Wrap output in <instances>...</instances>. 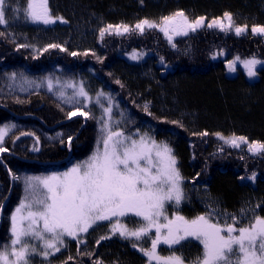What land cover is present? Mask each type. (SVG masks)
Wrapping results in <instances>:
<instances>
[{
  "label": "trees",
  "instance_id": "16d2710c",
  "mask_svg": "<svg viewBox=\"0 0 264 264\" xmlns=\"http://www.w3.org/2000/svg\"><path fill=\"white\" fill-rule=\"evenodd\" d=\"M54 3L57 10L51 14L63 20L45 25L27 18L28 0H7L8 23L0 24V126H15L3 141L8 151L0 153V250L11 242V216L27 176L61 172L88 157L101 141L96 114L69 118L73 105L31 84L36 77L57 74L71 76L90 93L113 95L118 113H123V128L132 120L133 126L172 148L184 178L185 203L177 208L181 216L206 214L207 202L215 201L220 212L250 205L256 216L264 217V151L254 153L247 144L264 143V67L251 81L241 68L228 75L224 60L213 56L225 50L228 57L264 59V35L210 28L209 17L174 42L160 27L135 30L145 19L154 22L180 10L207 14L211 8L218 15L240 12L264 24V0H49L50 9ZM81 18L87 24L96 19L88 33L90 44L76 46L71 38L80 36L75 30ZM108 25H128L130 31L101 37ZM33 28L38 39L28 34ZM37 28L49 34L70 31L71 38L44 42ZM50 44L59 47L48 48ZM134 54L139 58L133 59ZM239 137L246 140H238V147L226 142ZM253 174L255 180L249 179ZM196 197L207 204L195 203ZM195 242L185 244L197 246ZM147 244L146 238L93 230L57 255L31 264H147L140 251Z\"/></svg>",
  "mask_w": 264,
  "mask_h": 264
},
{
  "label": "snow or ice",
  "instance_id": "6c2138e0",
  "mask_svg": "<svg viewBox=\"0 0 264 264\" xmlns=\"http://www.w3.org/2000/svg\"><path fill=\"white\" fill-rule=\"evenodd\" d=\"M6 3L7 0H0V24L8 23ZM24 11L27 18L45 25L63 20V17H54L51 14L49 0H28ZM224 18L227 19V24L221 19H214L207 27L231 29L232 14L226 12ZM204 19L199 17L190 22L181 11L173 16L163 17L162 25L147 19L142 20L135 25V30L143 32L146 27H161L166 35L170 28L174 34L187 35L189 30L195 31L202 27ZM112 31L122 34L129 32L130 28L128 25H108L101 29L100 35L103 37L106 32ZM245 31L247 25L235 27L237 35ZM252 32L264 34V26H254ZM56 47L59 45H48V48ZM132 58L139 57L134 54ZM258 63L261 62L256 59L244 61L250 77L256 75L254 69ZM233 65L234 62L229 61V67L232 68ZM11 75L15 77L16 74ZM51 86L49 82V87ZM76 95L87 98L88 94L81 85ZM101 95L104 94H97V100ZM105 112L110 120L111 108H106ZM77 115L87 116L88 113L77 110L68 114L69 118ZM101 121L106 135L98 141L97 150L91 157L62 173H52L43 178H26L28 195L11 216L13 238L9 245L2 246L3 250H0V264H31L35 255L47 258L67 246L66 237L79 240L81 233H88L98 222L110 221L113 217H123L129 213L142 217L145 225L128 229L117 220L112 225L111 232L124 238L135 237L141 240L150 237L154 228L155 239L151 240L150 250L140 249L150 261H159L160 264H185L184 259L175 254L169 257L158 256L157 246L161 243L170 247L179 246L187 239L194 238L201 243L203 252L190 264H264V217L255 216L249 226L237 227L239 218L230 216L231 223L225 221L221 224L219 218L213 216L215 210L210 208L208 213L190 220L181 215L168 219L165 215V204L173 202L179 205L185 198L182 187L184 178L176 166L177 159L172 148L166 142H157L148 133L136 139L133 138L135 133L125 135L123 131H113L103 116ZM10 127L15 126L5 125L0 128V153L8 151L3 147V141ZM238 140L244 142L246 138H231L226 139V142L238 147ZM248 148L254 153L261 152L264 151V143H251ZM249 179L255 180V174ZM247 211L249 210L241 209L242 217ZM161 217L166 223L159 222ZM213 219L215 222H212ZM28 238L40 241L43 246L38 248L30 245ZM135 246L134 244L133 247ZM71 259L73 258L69 257Z\"/></svg>",
  "mask_w": 264,
  "mask_h": 264
},
{
  "label": "rangeland",
  "instance_id": "374dc122",
  "mask_svg": "<svg viewBox=\"0 0 264 264\" xmlns=\"http://www.w3.org/2000/svg\"><path fill=\"white\" fill-rule=\"evenodd\" d=\"M144 1H148V0H144ZM155 1L159 2L160 0H155ZM263 6H264V4H263ZM51 8L52 9H50V6H49V9L52 12L57 10L56 4L54 3V7H51ZM211 9L213 11H209V13H207V14H198V13H196L197 11L195 12V11H192V10H180V11H177V12H181V11L184 12L185 15L188 17V20L190 22L195 20L196 18H199V17H204L205 18L204 22H205V20L209 17V23H211L214 19H221L223 21V23H225V24L228 23L227 19L224 18V13H226V12L231 13V11H229V10L228 11L227 10L226 11H222V13H220V15H218L217 14V13H219L218 10H214L213 8H211ZM173 14L174 13L166 15V16L167 17L173 16ZM195 14L196 15L198 14L197 17H196ZM231 14H232V18H233V27L231 29H228V31L231 30V31L235 32V27L236 26L243 27V26L247 25V31H249V30L252 31V28L254 26H264V24L260 23L258 21V19H256V18L254 19L251 16H248V15L244 16L240 12H237L236 14H234V13H231ZM95 19L96 18H90L89 19V24H87L85 22V20H83L81 18L79 28L77 30H75L78 33H80V36L78 38H75V37L71 38L70 31H65L64 34L63 33H53V34L51 33V34H49V33H45V31H42V28H37L38 31L41 32L40 33L41 36L38 35V37H40V39H44L43 40L44 42H50V41L54 40V39H52L53 37L58 38L59 40L62 39V37H65V38H71L73 44L76 45V46H82L85 41L89 45L90 42L87 41V40H89L88 33H92L93 32L91 24H92L93 20H95ZM177 21H179V18H177ZM154 22L157 23V24H161L162 25V19L161 20L160 19H158V20L155 19ZM71 26H72V23H71ZM74 28H76V27H74ZM34 30H36V29H34V28L31 29V31L28 33L29 36H33V37L36 36L35 33H34L35 32ZM83 30L85 31L84 34H82ZM247 31H245V32H247ZM189 32H191V30H189L187 32V34ZM18 33L19 34L20 33L21 34H25L24 32H21L19 30H18ZM164 34H165V32H164ZM169 36H171V39H169ZM178 36H185V35L174 34V32L171 30V28H170L168 34L166 35L167 39L170 42H174V39H176ZM36 38L37 37H35V39ZM63 43H65V42H63ZM213 56H214L215 60H224V64H225L224 66L226 67V72H227L228 75L234 76V75L238 74L239 71H240V68H241V70H243L245 72V75L247 76V78L249 80H251V81H255V80L258 79V75H259L258 70L260 68L264 67V59H260L258 57H245V58H239L238 57L239 59H237V56L228 57L227 56V52L225 50H220V51L216 52V54L213 55ZM251 59H256L257 61H260L261 63H258V64L255 65V69L254 70L256 72V75L250 77L248 75V69L245 67L244 61L251 60ZM229 61H233L234 62V65H233L232 68L229 67ZM14 78L16 80V84L19 85V82L17 81L19 78L17 76H15ZM49 82H51V85H52L51 87H49ZM31 84L35 85V89L36 90H43V92L46 91V90H50V92H52L54 95H56L63 102H68L71 105H73L76 108L75 111L79 110L81 112H86V113H88V116H91L92 115L91 113L96 114V116L98 118V122H99L97 124H99L98 132H100V134H101V140H102V137L104 135H106V132H104V130L102 129V121H101V117L102 116L104 117V121H107V122L110 123L111 128H112L113 131H123L125 135H132V134L135 133L136 135L133 138H136V139H138L140 135H143L144 133H148V132H143L141 129L133 126V121L132 120H129L128 122H126V127L123 128V124H121V122H122L121 117H122L123 113H122V115L120 113H118V111H119L118 102L116 103L114 101V96L111 95V94H108L106 91H103V90H98V91H96V93H90V91L82 83H79L78 81H76L71 76L64 77V76H61V75L57 74V75H55L53 77H48V78H46L44 76L36 77V78H34L31 81ZM81 85L83 86L84 91L88 94L87 98L76 95V93L78 92V90H79ZM98 93H103L104 94V95H101L99 97V100H97V94ZM109 97H110V99H109ZM106 108H111V110H112L111 119L110 120H109L108 113L105 112ZM160 109L166 110L167 112H172V110H169V109H165V108H160ZM75 111H73V112H75ZM88 116H83V117L87 118ZM2 128H3V126H2ZM256 142H259V141L248 142L247 144L249 145L251 143H256ZM259 143H262V142H259ZM100 147L102 148V144L100 145ZM96 150H97V148H96ZM92 155H90L89 157H91ZM87 159H84V160H82L80 162H83V161H85ZM80 162H78V163H80ZM71 167L72 166H70V168ZM51 174L52 173L33 174V175H30L29 177H41V178H43V177L50 176ZM33 183H35V182H33ZM182 187H183V183H182ZM26 188H28V184L27 183H26ZM29 191H30V189H29ZM41 191H42V189H41ZM26 195H28V192H26V190H25L24 194L22 195V197H21V199L19 201L24 200ZM194 201H195V203L198 202L201 205L208 203L206 205L207 209H206L205 213H208L210 208L214 209L215 211L213 212V216L219 218L221 224H223L225 221H227L228 223H231L232 221H231L230 216H236L237 218L240 219V222L237 225H239V227H241V226L247 227L253 222V219L256 216L255 215V210H253L250 205H246V206H244L242 208V209H245V210H249V211H247V214L242 217L241 210H239L237 212H226V211L220 212L219 209H221V208L215 201H213L212 203H210L211 201L210 202L206 201L207 203H205V202L202 203L201 200L198 197H196ZM183 203H185V198L181 201V203L179 205H176L173 202H167L165 204V215H167L168 219H173L176 215H178V214H176V211L175 212L173 210L169 211L170 210L169 208L170 207H174V206L175 207L179 206V208H180ZM33 210H35V208ZM13 213H14V211H13ZM186 219H189V218H186ZM117 220L119 221V223L121 225L126 226L128 229H136L138 227L144 226L145 223H146L143 220L142 217L136 216L133 213H129L126 216H123V217H113L110 221H100V222H98L96 224L97 225V229H92L91 228V230L89 229V232L94 230V231H101V233H102V232H106L108 229H110V231H111L112 225L115 224L117 222ZM159 222L161 224L166 223V221L164 220L163 217L160 218ZM212 222H215V219H213ZM98 224H103L104 226L100 227ZM96 225H94L93 227H95ZM155 231L156 230L153 228L151 236L146 238V239H148V244L146 246L147 247L146 250H150V248H151V240L155 239ZM88 233H81L80 236L81 235L85 236ZM12 238H13V236H12ZM12 238H11V240H12ZM79 239H80V237H79ZM75 240H77V239H75ZM187 240H194V238H189ZM187 240L182 242L181 245H179V246H181L182 248L187 250L188 254L187 253L180 254L175 249L176 246H171L170 247L169 245L161 243V244H159L157 246V249H156L157 255L160 256V257H169V256L175 254V255L181 256L184 259L185 264H190L191 261H194V260H196L197 257L201 256L203 250L199 251V247H197L198 244L201 245V243L199 241L195 240L198 243H196L194 241L195 244L197 245V246H194V245H189V244L186 245L185 242H187ZM72 241H74V238H71V237H66L65 238V244L67 246L70 243H72ZM27 242L30 245H36L38 248H41L43 246L40 241H37L35 239L28 238ZM65 248L66 247H62L61 251L63 249H65ZM196 251H197V253H196ZM59 252H56V253L50 255L47 258H45L43 256H40V255H35L32 258L31 262H33V261H41L43 259H48L51 256L57 255ZM193 253H195V254H193ZM145 257L147 258V261H148L147 264H160L159 261H150L149 257L146 255V253H145Z\"/></svg>",
  "mask_w": 264,
  "mask_h": 264
}]
</instances>
